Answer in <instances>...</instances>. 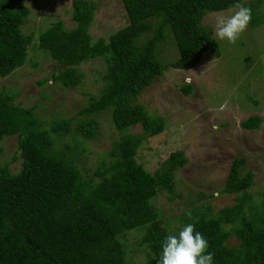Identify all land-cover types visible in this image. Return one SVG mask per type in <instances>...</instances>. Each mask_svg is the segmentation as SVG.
<instances>
[{
  "label": "trees",
  "instance_id": "16d2710c",
  "mask_svg": "<svg viewBox=\"0 0 264 264\" xmlns=\"http://www.w3.org/2000/svg\"><path fill=\"white\" fill-rule=\"evenodd\" d=\"M121 2L128 24L107 39L92 40L89 28L95 4L88 0H72L74 26L57 20L37 38L38 47L63 66L39 83L50 79L72 88L81 81V63L99 57L105 61L100 93L78 111L83 121L73 126L67 119L46 122L33 107L16 104L15 94L0 91V139L17 134L18 154L10 161L21 158L16 172L10 161L0 158V264H128L121 237L131 229L144 231L140 244L148 249L147 260L153 264L159 260L162 241L169 233L152 198L164 191L170 199L176 195L174 173L187 159L181 150L172 151L153 173L136 161L143 138L160 133L164 121L135 100L167 67L157 56L167 31L177 50L170 65L190 69L203 54L220 53L212 28L201 24L203 16L230 9L242 0ZM255 2L257 6L264 0ZM245 6L252 10L251 26L264 21L255 6ZM28 14L23 0H0L2 77L26 60L32 36L22 31V25ZM190 89V84L181 87L185 94ZM107 109L121 135L112 143L109 161L89 173L76 162L79 150L70 148L65 139L78 135L82 145L93 138L97 132L93 115ZM262 119L251 115L241 126L257 129ZM136 124L142 127L141 135L126 131ZM243 164L244 159L233 160L222 189L240 193L234 204L214 213L210 207H194L191 219H185V225L193 223L195 231L207 239L213 264H264V202H256L249 193L254 174L242 172ZM231 235L239 241L237 245L227 244Z\"/></svg>",
  "mask_w": 264,
  "mask_h": 264
},
{
  "label": "rangeland",
  "instance_id": "374dc122",
  "mask_svg": "<svg viewBox=\"0 0 264 264\" xmlns=\"http://www.w3.org/2000/svg\"><path fill=\"white\" fill-rule=\"evenodd\" d=\"M88 1L95 4L89 28L92 40L107 39L128 24L121 0ZM255 1L242 0V4L255 6ZM23 2L29 8V14L22 31L31 34L32 42L24 64L6 76H0V91L15 94L16 104L33 107L35 114L46 122L67 119L72 120L73 126L84 119L78 111L91 96L100 93L105 61L99 57L81 63L78 66L82 72L81 81L72 88L50 79L39 83L63 66L38 47V35L57 20H62L66 27L74 26L71 20L72 0ZM255 7V13L264 18V3ZM232 12L233 8H230L203 16L201 24L212 28L220 53L203 54L190 69L170 65L177 57V50L167 31L166 40L157 52L167 67L135 100L149 114L161 116L164 121V129L160 133L143 136L135 155L136 161L153 173L172 151L181 150L187 159L174 173L176 195L170 199L169 193L164 191L152 198L169 234H178L185 225L187 211L194 207L200 210L210 207L214 213L239 199L240 193L222 190L235 159H244L242 172H253L254 182L248 191L256 202H264V21L255 26L249 24L237 42L230 44L215 36L214 24L217 16L231 15ZM157 21L152 20L155 24ZM145 39L146 36L140 40L144 42ZM186 78L191 82H186ZM186 84L191 85L188 94L181 90ZM251 115L262 116L259 128L245 129L241 126V122ZM93 117L97 121V132L93 138L82 145L77 141L78 135L72 134L65 139L70 148L79 150L76 162L89 173L102 161H109L112 143L121 135L112 123L110 109ZM126 131L141 135L142 127L136 124ZM72 138L76 141L73 142ZM14 154H18L17 134L4 136L0 139L1 161H10ZM20 165V157L10 161L13 172L18 171ZM143 233V230L131 229L121 237L128 264H153L147 260L148 249L140 244ZM226 242L229 245L239 243L235 235Z\"/></svg>",
  "mask_w": 264,
  "mask_h": 264
},
{
  "label": "clouds",
  "instance_id": "9594fccd",
  "mask_svg": "<svg viewBox=\"0 0 264 264\" xmlns=\"http://www.w3.org/2000/svg\"><path fill=\"white\" fill-rule=\"evenodd\" d=\"M231 15H219L214 24V34L219 40L235 44L240 35L246 31L251 19L252 10L241 3H235ZM186 82H191L186 78ZM191 219V211H187ZM205 236L195 231L193 223H187L178 234H168L162 241L161 253L157 264H213L214 253Z\"/></svg>",
  "mask_w": 264,
  "mask_h": 264
}]
</instances>
